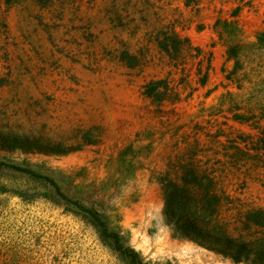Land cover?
<instances>
[{"label":"rangeland","instance_id":"1","mask_svg":"<svg viewBox=\"0 0 264 264\" xmlns=\"http://www.w3.org/2000/svg\"><path fill=\"white\" fill-rule=\"evenodd\" d=\"M162 29L191 49L169 59ZM159 78L178 94L161 106L142 93ZM91 128L67 154L0 160L52 177L149 264H244L173 237L158 178L184 163L211 175L233 230L264 208V0H0V130L76 145ZM70 206L0 166V264H125Z\"/></svg>","mask_w":264,"mask_h":264},{"label":"trees","instance_id":"2","mask_svg":"<svg viewBox=\"0 0 264 264\" xmlns=\"http://www.w3.org/2000/svg\"><path fill=\"white\" fill-rule=\"evenodd\" d=\"M219 24L220 21L217 22V25ZM229 24L230 22L223 21L222 28L226 25L229 27ZM156 42L159 49L171 60H174L177 53L183 49L192 47L187 38L179 36L173 29L159 30ZM227 53L229 58L237 57L236 48L233 46L227 48ZM120 57L122 61L136 59L126 51L122 52ZM142 93L157 106L178 97L177 92L163 78L146 82ZM93 131L92 128L86 130L82 134V142L65 145L43 135L16 134L0 130V152L64 155L80 149L85 144L95 143L98 135ZM124 151L121 152L122 155ZM0 166L9 167L33 178L44 179L56 195L96 228L101 240L109 243L110 247L125 260V264H149L134 248L126 244L120 232L111 227L103 213L71 199L61 191L52 177L2 160ZM179 170L178 176L172 177L167 172L158 178L163 198L162 214L172 236L194 242L235 263L264 264V208H250L243 212L239 220L241 228L233 230L228 217L223 215L224 208L231 200L228 193L211 175L200 171L192 163L182 164Z\"/></svg>","mask_w":264,"mask_h":264}]
</instances>
